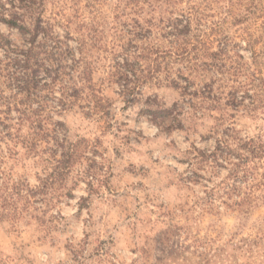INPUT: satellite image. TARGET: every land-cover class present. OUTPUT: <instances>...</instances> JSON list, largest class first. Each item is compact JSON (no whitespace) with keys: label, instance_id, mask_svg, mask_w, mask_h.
I'll use <instances>...</instances> for the list:
<instances>
[{"label":"rangeland","instance_id":"obj_1","mask_svg":"<svg viewBox=\"0 0 264 264\" xmlns=\"http://www.w3.org/2000/svg\"><path fill=\"white\" fill-rule=\"evenodd\" d=\"M43 18L85 45L79 99L50 112L78 159L27 197L55 164L0 139V264H264V165L230 194L192 149L264 131V0H44Z\"/></svg>","mask_w":264,"mask_h":264},{"label":"trees","instance_id":"obj_2","mask_svg":"<svg viewBox=\"0 0 264 264\" xmlns=\"http://www.w3.org/2000/svg\"><path fill=\"white\" fill-rule=\"evenodd\" d=\"M43 2L0 0V25L9 31L5 34L0 30V139L15 140L32 153L36 150L46 153L45 149H48L55 164L53 173L39 179L40 186L35 190L27 189V197L45 194L44 190L54 183L64 182L67 171L78 159L75 146L65 139L64 125L59 121L51 123L50 112L63 111L79 99L80 90L76 85L80 77L75 73L84 61L85 45L83 41L73 39L69 33L62 36L56 33L54 27L43 18ZM12 33L17 35V40L12 38ZM183 80L185 85H174L185 96L190 83ZM124 81V75L119 73L117 84L124 88ZM236 91L234 89L230 93L231 100L226 103L233 109L244 103ZM252 105L250 99L247 110L254 111L255 105ZM175 107L176 104L172 109ZM172 109L163 112L171 113ZM24 129L28 131L22 135ZM212 138V149L198 150L194 146L192 149L197 155L196 159L209 162L212 168L227 169L228 177L232 180L231 188L227 189L234 194L238 191L237 184L253 182L255 176L251 170L256 164L264 165V131L249 136L227 127ZM43 143L45 148H42ZM191 175L188 178L191 181L198 177L196 171ZM260 178L263 181L264 175ZM257 182L264 186L261 181Z\"/></svg>","mask_w":264,"mask_h":264}]
</instances>
